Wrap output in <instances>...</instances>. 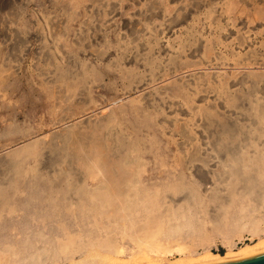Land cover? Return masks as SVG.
<instances>
[{"label":"rangeland","instance_id":"rangeland-1","mask_svg":"<svg viewBox=\"0 0 264 264\" xmlns=\"http://www.w3.org/2000/svg\"><path fill=\"white\" fill-rule=\"evenodd\" d=\"M99 141L130 147L138 188L174 198L185 194L179 185L205 203L213 191L227 194L235 159L264 171V0H0V199L12 207L0 211V244L48 246L66 227L84 239L113 236L118 259L95 250L109 264H170L183 253L209 264L197 254L224 256L264 238L250 224L256 217L264 229V203L247 198L257 210L238 230L223 235L206 225L200 244L158 235L148 250L115 221L101 229L84 193L105 183L78 163ZM65 198L73 212L61 209ZM79 253L34 264H67Z\"/></svg>","mask_w":264,"mask_h":264},{"label":"bare ground","instance_id":"bare-ground-1","mask_svg":"<svg viewBox=\"0 0 264 264\" xmlns=\"http://www.w3.org/2000/svg\"><path fill=\"white\" fill-rule=\"evenodd\" d=\"M224 126H225V124H224ZM181 127H183V126H181ZM223 129H225V128H223ZM227 129H229V128H227ZM80 136H81V134H80ZM232 137H234V135ZM82 138H84V137H82ZM100 142H102V141H99V143H97V144L93 143V146L91 147L90 152L88 154H86L85 157H82L81 159H79V162H78L79 168L81 170L86 169L87 176L89 178L93 179V178H96L97 176L100 175L102 178V182L105 183L104 185H102V186H104V188H102L100 190L96 191V189H95L94 192L91 191V193H87V192L84 193V196H85L84 198H86V201L88 202L89 206H91L90 209L88 210V216H92L95 219V223L97 225H100L101 227H103V228H101L103 230H104V228L107 229V227H108V226H105L106 225L104 223V222H106L105 220H108V222L110 220L117 222V224L120 225L122 227V229H126V227L130 228V230H129L130 231L129 232L130 238L139 245H145V247L148 250L153 247L152 241L155 240V238L158 235H162L166 238L167 237H177V236H179L181 238H186V239H189V241H190L189 244H200L203 242H207L209 238L205 233L206 225H210V227L213 231L218 232V233L223 234V235L232 233L235 231V229L240 228L239 223H240V220L244 217V215H251L253 211L257 210V207H258L257 202H259L260 204L264 203V171H263V169L260 167H259V169L257 167L254 168L253 166L252 167H250V166L245 167V169H243V167L241 165L242 159H240V158H239L240 160L235 159L238 165L232 166L231 163L228 164V165L232 166L228 173L234 177L233 181L239 180L240 185L238 184L237 186L238 187L240 186V188L237 187V189H236V185L232 181V183L229 185V190L227 189V194H226V192L223 191V193L225 195L222 193H219V191H213L211 193H209V191L208 192L206 191L207 193H209L208 194V201L209 202L205 203L203 201L204 199L203 200L201 199V197L199 195L200 193L198 194L196 189H195L196 192L191 191V189H190V192H186V191L182 190V189H185V187L181 186L179 184H178L179 186H176L177 192L176 191L175 192L176 193L185 192L184 195H183V193L182 194L180 193L182 196H180V197L178 196L179 198H177L178 194L175 196V198L171 197L170 194L168 195L167 190H165L167 193L166 195H164V193L162 191H161V193H159V191L162 190V189H160V187L155 188L156 190L155 189L154 190L148 189V187L147 188L144 187L146 189H142L143 187L141 189L138 188L137 185L139 184V182H137V179L135 178L136 182H134L132 180L133 175H134V168H133L134 166H132V165H134V164H131L128 160V155H129V153L131 154V152H130L131 150H129L130 147L125 148L124 147L125 145L124 146L120 145V147H118L116 149V148L109 147L108 145H103ZM117 145H118V143H117ZM240 156H241V154H240ZM260 158L262 159L263 157H260ZM76 159H78V158H76ZM230 162H232V161H230ZM78 163H77V165H78ZM246 163H247V159H246ZM263 163H261V164H263ZM258 164H260V163H258ZM246 165H249V164H246ZM77 169H78V166H77ZM135 171L138 172V169L137 170L135 169ZM74 173H76V172H74ZM228 173L226 172V175ZM135 175H138V173L137 174L135 173ZM70 176H72V175H70ZM80 176L78 177V179L80 178ZM223 176L224 175H222L219 178V180L221 178H224ZM75 178H76V176H75ZM75 178H74V180H75ZM99 179H100V177H99ZM70 180H71V177H70ZM97 183L99 184L98 181H97ZM130 183H132V185H134V186L136 185L137 188H130L131 187ZM136 183H138V184H136ZM66 184H67V182H66ZM70 185H71V183H70ZM129 185H130V187H129ZM59 186H60V183L58 182V183L54 184L52 186V188H57ZM71 187L73 188V186H71ZM99 188H100V186H99ZM99 188H97V189H99ZM223 188H224V186H223ZM157 189L158 190L160 189V190L158 191ZM174 189H175V187H174ZM193 189L194 188H192V190ZM219 189H221V188H219ZM224 189H222V190H224ZM240 189H241V191H240ZM70 190H72V189H70ZM208 190H210V189H208ZM220 192H221V190H220ZM82 193H83V191H82ZM37 194H39V193H37ZM72 195H71V198H72ZM1 196H2V194H1ZM235 196H236V198H238L237 205L235 202ZM38 197L39 196H37V198ZM44 198H46V197L44 196ZM166 198L168 200H166ZM246 198L248 201L250 200V202L256 200L257 202L254 201V202H256L254 205L257 207H255L251 203H250L251 206H249L247 203H244V200H246ZM210 203H212L213 205L211 206ZM9 204H11V203H8L6 198L2 197L0 199V211L3 208H5V206H7V208H9V211L11 212L12 207ZM73 204H74L73 201L71 203L68 201V199L65 198L63 200L62 205H60V204L59 205L62 207L61 209L68 212V211H72V205ZM24 205H27V204L25 203ZM60 206H58V207H60ZM233 206H237L236 210L233 209ZM22 208L23 207H21V209ZM73 208L75 209V207H73ZM255 208H256V210H255ZM135 212L136 213L139 212L144 216V219L143 220L141 219V222L139 220L140 223H137L138 222L137 219H136L137 222L134 220L135 216L133 214ZM47 214H49V213H47ZM36 215H37V213H36ZM132 215L134 216L133 218H131ZM35 217H33L34 220L36 219ZM45 217H46V215H45ZM86 217H84V218H86ZM49 218H50V216H49ZM139 218H140V215H139ZM126 219H128V222L126 221ZM259 220L260 219H258L256 217H251V219H250L252 232H254V233L257 230L258 231L262 230L264 232V229L260 228L258 225ZM123 221H126V223H124ZM5 223H6L5 224V226H6V225H8L7 223H9V222H5ZM110 223L111 222H109V227H110ZM127 223H128V226H127ZM241 224H243V223H241ZM241 226H243V225H241ZM61 228H62V231H61L60 236L62 237V234H63L62 238H59L58 236L56 238L55 237L52 239L50 238V242H49L48 246H41V247H37V248L33 244H28L27 246H25L26 248L24 247L25 249H29V251L26 250V251H28L26 255L25 254L23 255V251H25L23 248V245L28 243L26 240H25V242H27V243L24 242L25 244L23 243V245H22V249H23L22 251H20L21 249H19V251H17V249H16V251L11 250V249H13V246L11 244H7V243H5L4 245L0 244V254L2 252H5L4 254H6V256H7V257L3 258V260L0 261V264H22V263H24V260L28 259V258L31 260L30 262L32 264L37 263V262L42 261V260L45 261L47 259H51L53 262H55L56 261L55 258H56V256H58L59 253L69 254L71 252H80L79 253L80 257L77 260H75L73 258V256L70 259L68 258L69 260L67 261V264H105V263L109 264V262L113 261L114 259L112 257H110L109 254L106 255L105 253L102 254L99 251H95L97 248H107V249L112 250V252L116 254V255H113V257L116 256L115 258H117L118 254L120 252H122V251L117 250L116 246L114 245L115 243H113L114 237L112 236V238H111L110 234H109V236L106 235L101 240L100 239L96 240L94 238L84 239L83 237L82 238L80 237L79 233L74 234L71 231H69L66 227H61ZM2 234H4V233H2ZM81 235H82V233H81ZM4 236H5V234L3 235V237ZM128 236H129V234H128ZM4 242H6V240ZM0 243H1V241H0ZM158 244H157L158 246H161L160 243H158ZM18 245L21 246V244H18ZM93 247H96V248H93ZM180 247L183 248L184 245H180ZM16 248H18V247H16ZM26 251H25V253H26ZM141 251H143V250H141ZM141 251L138 254H142ZM263 252H264V238L261 239V237H260L259 241H257L256 243L245 244L244 246L238 248L237 250H233V249L229 248L228 252H226V255L224 254V256H222L220 254L213 253V252L206 249L205 252L203 251V254H200V255L197 254L198 257L197 258L194 257V258L197 259V261L199 260L200 263L201 262H204V263L209 262V264H216V263H222V262L231 261V260H239V259L248 258V257L254 256V255H257V254L263 253ZM143 253L144 254H142V257H143V255L144 256L146 255L145 251H143ZM229 253L235 254L232 259H228ZM13 255H15L16 257L15 258L12 257ZM190 257L191 256L187 255V253H183V254H181V259L178 258L177 261L175 260V262H172L170 264H181V263L183 264V262H186L189 260H190L189 261V263H190L191 262ZM210 259H212L213 261ZM44 261H43V263H44ZM30 262H28V263H30ZM53 262H50V264H56L57 263V262L56 263H53ZM195 262H196V260H195ZM193 263H190V264H193ZM196 263H198V262H196Z\"/></svg>","mask_w":264,"mask_h":264},{"label":"water","instance_id":"water-1","mask_svg":"<svg viewBox=\"0 0 264 264\" xmlns=\"http://www.w3.org/2000/svg\"><path fill=\"white\" fill-rule=\"evenodd\" d=\"M216 264H264V252L248 258L231 260Z\"/></svg>","mask_w":264,"mask_h":264}]
</instances>
